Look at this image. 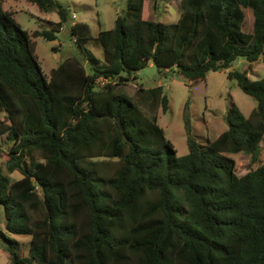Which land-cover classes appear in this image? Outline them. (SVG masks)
<instances>
[{"label": "trees", "instance_id": "1", "mask_svg": "<svg viewBox=\"0 0 264 264\" xmlns=\"http://www.w3.org/2000/svg\"><path fill=\"white\" fill-rule=\"evenodd\" d=\"M26 1L57 13L54 27L33 32L55 39L67 9ZM147 3L127 0L113 28L96 37L74 22L77 45L95 39L104 61L86 52L88 73L70 56L47 77L30 34L0 0V135L9 144L0 245L10 264H264V163L239 176L228 155L254 162L260 154L264 77L230 67L264 55V0H180L175 22L145 18ZM247 7L251 32L243 30ZM148 61L190 85L227 71L256 104L244 115L232 102L224 131L207 146L189 137L188 153L177 156L156 118L115 92ZM160 103L165 112L166 96ZM7 233L30 236L28 256Z\"/></svg>", "mask_w": 264, "mask_h": 264}, {"label": "rangeland", "instance_id": "2", "mask_svg": "<svg viewBox=\"0 0 264 264\" xmlns=\"http://www.w3.org/2000/svg\"><path fill=\"white\" fill-rule=\"evenodd\" d=\"M67 9V19L62 23L56 38L47 40L42 36H33L36 30H49L59 20L56 12L43 13L35 4L26 0H2L3 9L12 12L14 19L26 30L34 43V52L44 74L48 77L50 70L62 60L73 56L81 59L86 71L91 72L87 55H92L99 63H103V51L95 39L89 40L82 48L70 34L74 22L86 23L93 37L99 30L111 29L117 14L126 11L127 0H58ZM180 0H148L145 18L161 22H175L179 17ZM243 30L252 31L253 15L251 8H244ZM230 69L246 70L250 79L264 77V55L249 65L244 58H237ZM134 80L127 84L115 86V92L127 95L150 118H156L163 128L164 134L175 149L177 156L188 153V139L193 137L202 146L217 137L227 128L225 114L230 104L235 103L244 115H247L255 100L245 94L235 79L227 76V71L209 72L203 81L192 85L175 73L160 75L152 61L137 70ZM98 85L103 84L99 79ZM139 88L141 90H139ZM157 89L153 94L151 91ZM158 93V94H156ZM166 96L168 107L162 111L160 98ZM6 124L4 114L0 113V127ZM189 126V131L186 128ZM260 154L252 162L249 154L228 153L235 160V172L241 176L264 163V136L259 143ZM9 144L5 134L0 135V166L5 169L8 159ZM13 178L21 177L18 171L10 174ZM0 229H4L2 207H0ZM21 243V255L28 256L29 235L7 233ZM1 242V239H0ZM0 264H10L7 251L0 245Z\"/></svg>", "mask_w": 264, "mask_h": 264}, {"label": "built area", "instance_id": "3", "mask_svg": "<svg viewBox=\"0 0 264 264\" xmlns=\"http://www.w3.org/2000/svg\"><path fill=\"white\" fill-rule=\"evenodd\" d=\"M99 79H102V81L105 82V79L103 78H99ZM99 79L97 80V83L100 81Z\"/></svg>", "mask_w": 264, "mask_h": 264}, {"label": "crops", "instance_id": "4", "mask_svg": "<svg viewBox=\"0 0 264 264\" xmlns=\"http://www.w3.org/2000/svg\"><path fill=\"white\" fill-rule=\"evenodd\" d=\"M252 108H253V107H251V110H252ZM251 110H250V111H251ZM249 113H250V112H249ZM249 113H248V114H249ZM248 114H247V115H248ZM217 136H218V135H217Z\"/></svg>", "mask_w": 264, "mask_h": 264}, {"label": "water", "instance_id": "5", "mask_svg": "<svg viewBox=\"0 0 264 264\" xmlns=\"http://www.w3.org/2000/svg\"><path fill=\"white\" fill-rule=\"evenodd\" d=\"M117 119H118V117H117Z\"/></svg>", "mask_w": 264, "mask_h": 264}]
</instances>
